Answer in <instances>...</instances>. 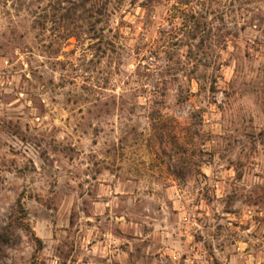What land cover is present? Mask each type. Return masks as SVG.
I'll use <instances>...</instances> for the list:
<instances>
[{
	"label": "clouds",
	"instance_id": "9594fccd",
	"mask_svg": "<svg viewBox=\"0 0 264 264\" xmlns=\"http://www.w3.org/2000/svg\"><path fill=\"white\" fill-rule=\"evenodd\" d=\"M0 264H264V0H0Z\"/></svg>",
	"mask_w": 264,
	"mask_h": 264
}]
</instances>
